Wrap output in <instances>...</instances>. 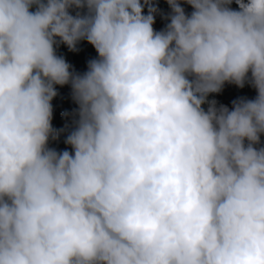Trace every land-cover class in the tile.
Returning <instances> with one entry per match:
<instances>
[{
    "label": "clouds",
    "instance_id": "clouds-1",
    "mask_svg": "<svg viewBox=\"0 0 264 264\" xmlns=\"http://www.w3.org/2000/svg\"><path fill=\"white\" fill-rule=\"evenodd\" d=\"M182 1L0 0V264H264V0Z\"/></svg>",
    "mask_w": 264,
    "mask_h": 264
},
{
    "label": "trees",
    "instance_id": "trees-1",
    "mask_svg": "<svg viewBox=\"0 0 264 264\" xmlns=\"http://www.w3.org/2000/svg\"><path fill=\"white\" fill-rule=\"evenodd\" d=\"M151 2L155 5L159 4L165 9H169L167 0H151ZM179 2L184 7L186 13H190L189 12L190 5L183 2L182 0H179ZM233 3H235V0H233ZM143 11L147 12V8L145 7ZM164 19H165V24H164L165 26L168 23V20L165 18V16ZM56 39L57 41H59V37H57ZM54 47L56 49L57 55L63 56L66 62L71 65L70 71H75L81 74L87 70V61L97 56L95 48L86 40H81L77 43L76 51L69 50L67 45L63 44L62 42L59 43L58 45H54ZM54 88L56 89L57 95L54 96L53 99L51 100V104H52L51 123L53 128L64 129V131L60 132L59 137L56 140L50 139L48 144L49 147L55 148L57 151H61L65 149L71 151L70 145H66L64 143V140L68 135V128H70L72 121L75 119V116H73L74 115L73 110L76 109L78 105L72 99L71 86H69V84H65L62 86L54 85ZM234 90L241 91V87L235 85ZM241 92L245 97H247V94L243 90ZM214 96H216L215 93H209L208 99L209 100L215 99L217 101V105H219L220 104L219 100ZM203 107L206 108L207 105H203ZM65 112L68 113L67 116L63 115V113ZM260 139L262 142H264V134L261 135Z\"/></svg>",
    "mask_w": 264,
    "mask_h": 264
},
{
    "label": "rangeland",
    "instance_id": "rangeland-1",
    "mask_svg": "<svg viewBox=\"0 0 264 264\" xmlns=\"http://www.w3.org/2000/svg\"><path fill=\"white\" fill-rule=\"evenodd\" d=\"M161 12H158L155 14V20H154L153 28L157 31L161 30L165 24V19H164L165 15ZM217 94L222 98L223 105L229 107V109H231V107H232V101L233 100L237 99L238 97H243V95L241 93H238V92H232L231 93V84L228 82H225L221 91L217 92ZM254 97H255V94H253L248 99H253Z\"/></svg>",
    "mask_w": 264,
    "mask_h": 264
}]
</instances>
